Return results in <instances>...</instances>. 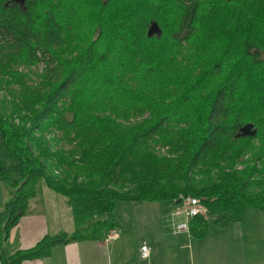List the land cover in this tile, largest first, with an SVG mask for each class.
I'll return each instance as SVG.
<instances>
[{
    "label": "trees",
    "instance_id": "obj_1",
    "mask_svg": "<svg viewBox=\"0 0 264 264\" xmlns=\"http://www.w3.org/2000/svg\"><path fill=\"white\" fill-rule=\"evenodd\" d=\"M28 65L43 69L34 90L13 70ZM0 78L21 89L20 124L0 115V264L106 239L122 203L199 199L207 215L189 236L207 216L224 228L252 208L264 221V0H0ZM246 124L254 135L236 137ZM47 129L74 154L34 139ZM52 159L69 172L52 175ZM40 189L65 200L74 230L11 249L7 230Z\"/></svg>",
    "mask_w": 264,
    "mask_h": 264
},
{
    "label": "crops",
    "instance_id": "obj_2",
    "mask_svg": "<svg viewBox=\"0 0 264 264\" xmlns=\"http://www.w3.org/2000/svg\"><path fill=\"white\" fill-rule=\"evenodd\" d=\"M40 194L28 203L25 213L9 231V241L12 243L19 242L18 249L20 250L30 249L44 236L59 234L69 236L72 233L69 229L66 233L62 227H55L54 231L49 229L50 224L58 226L60 222L57 221L56 215L52 216V208L48 211L50 218L47 220L46 203L39 204ZM7 200V191L0 184V210ZM60 202L62 205H66L64 199ZM173 206L170 203L147 202L117 204L113 211V218L117 226L109 232L115 234L117 238L59 244L53 246L47 256L22 264H181L183 252L189 248L188 243L191 236L189 233L173 232L176 225L183 222L181 216H170ZM119 208L126 209L120 213ZM26 214L29 217L22 219ZM44 215H46V219ZM240 223L239 216L236 223L225 227L224 230L227 232L224 235L225 239L220 237L218 240L224 244L227 250H231L236 256L238 255V261H235L237 264H262L263 255L261 253L256 255L255 263L250 262L249 259L252 257L256 241L252 230L248 229L244 232L245 234L241 233ZM256 224L258 227L262 225L261 221L259 224V219H256ZM263 228L264 225H262ZM23 229L26 231L22 233ZM259 233L258 230V237ZM232 237H237V239L233 240ZM142 243L151 247L148 260H142L138 256V249ZM244 257H247L246 260Z\"/></svg>",
    "mask_w": 264,
    "mask_h": 264
},
{
    "label": "rangeland",
    "instance_id": "obj_3",
    "mask_svg": "<svg viewBox=\"0 0 264 264\" xmlns=\"http://www.w3.org/2000/svg\"><path fill=\"white\" fill-rule=\"evenodd\" d=\"M14 73L16 75H20L24 78L23 83L24 87L28 90H34L39 86V82L41 80V76L43 74V69L41 65H28V66H18L13 69ZM4 81H7L8 84L5 85ZM21 89L18 87V85H14L13 83H9L6 78H0V115H2L4 118H7L10 120L12 125L18 126L20 123H18V119L15 118L13 115H11V103H18V100H20ZM138 121V120H136ZM131 123H136L131 122ZM126 124V123H125ZM34 139L42 138L44 140L47 149H49L50 153H59L63 156H65L68 153L74 154L75 148L73 144H68L65 140L61 139V135L56 129H47L45 132L39 133V132H33ZM164 149L156 147L155 152L159 153L156 154L158 156H162L164 154ZM75 159V156H74ZM247 156L243 158V160H246ZM52 165L54 166L51 169V173L54 176H59L61 173L65 174L68 173V169L64 165L59 166L56 162V160L52 159L50 161ZM236 170L242 169L241 164H237L234 167ZM132 184L130 182H126L122 185L113 187L117 191H120V189H129ZM40 199L39 204L42 205L44 203L46 207V213H47V220H49V212L52 208V216L56 215L57 221L60 222L58 226H53V224L49 226V229L51 231H54L55 227L59 228L62 227L63 230L68 233V229L73 232L74 227L71 223L70 218V212L68 207L65 204H61V198L58 195L52 194L49 191L45 189H40ZM42 193H45L42 195ZM177 206V205H176ZM44 207V208H45ZM174 207V206H173ZM126 208H119L118 211L121 213ZM173 209V208H172ZM245 213H241L240 219V231L242 234H245L244 232L248 229L253 231L254 240L256 241L254 248H253V254L250 260V262L255 263V257L257 254L263 255V262L264 264V228L262 229V225H264L263 216L262 213L257 209H246ZM17 214V213H16ZM29 215L26 214L22 219L28 218ZM46 219V215H44ZM43 218V217H42ZM255 220H252V219ZM21 219V220H22ZM256 219H259L262 225L259 227L256 224ZM213 220L211 218H206L205 222V229L203 231L202 235L199 236H191V240L189 241V248L185 249L183 252V256L181 258L180 263L181 264H237L235 261H238V255L234 254L231 250H227L224 244H222L218 239L222 237L225 239V233H227L224 228L214 227L213 226ZM71 223V224H70ZM4 222L1 224V228H3ZM12 227H10L7 230V235L9 237V231ZM21 229V228H20ZM258 230H259V237H258ZM26 231L23 229L21 232L23 233ZM109 234V233H108ZM233 240L237 239V237H232ZM244 239H247V237H244ZM7 244L11 249H17L20 245L19 242L12 243L7 239ZM241 252L240 250L238 251ZM247 258V257H246ZM244 257V260H246ZM240 264V263H239ZM256 264V263H255Z\"/></svg>",
    "mask_w": 264,
    "mask_h": 264
},
{
    "label": "built area",
    "instance_id": "obj_4",
    "mask_svg": "<svg viewBox=\"0 0 264 264\" xmlns=\"http://www.w3.org/2000/svg\"><path fill=\"white\" fill-rule=\"evenodd\" d=\"M177 205V206H176ZM174 205L171 217L181 216L183 217V222L176 225L173 232L177 233H188V222L196 216L205 217L207 215L206 209L200 204V200L192 197L180 198V201ZM108 237L110 239H115L117 236L113 233H109ZM151 254V247L142 243L138 249V256L142 260H148Z\"/></svg>",
    "mask_w": 264,
    "mask_h": 264
},
{
    "label": "water",
    "instance_id": "obj_5",
    "mask_svg": "<svg viewBox=\"0 0 264 264\" xmlns=\"http://www.w3.org/2000/svg\"><path fill=\"white\" fill-rule=\"evenodd\" d=\"M15 3L22 5V0H13ZM160 31L155 23H150L147 31H146V36L151 37L154 35H159ZM252 126L249 124H246L242 126L239 130L238 133L236 134V137H251L254 135V130L251 129ZM18 215V213L16 214ZM6 221L4 222L5 225Z\"/></svg>",
    "mask_w": 264,
    "mask_h": 264
},
{
    "label": "bare ground",
    "instance_id": "obj_6",
    "mask_svg": "<svg viewBox=\"0 0 264 264\" xmlns=\"http://www.w3.org/2000/svg\"><path fill=\"white\" fill-rule=\"evenodd\" d=\"M107 239H109L110 240V238L108 237Z\"/></svg>",
    "mask_w": 264,
    "mask_h": 264
}]
</instances>
